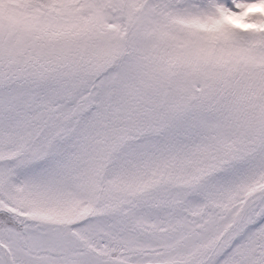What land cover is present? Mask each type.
<instances>
[{"label": "snow or ice", "instance_id": "obj_1", "mask_svg": "<svg viewBox=\"0 0 264 264\" xmlns=\"http://www.w3.org/2000/svg\"><path fill=\"white\" fill-rule=\"evenodd\" d=\"M0 264H264V0H0Z\"/></svg>", "mask_w": 264, "mask_h": 264}]
</instances>
